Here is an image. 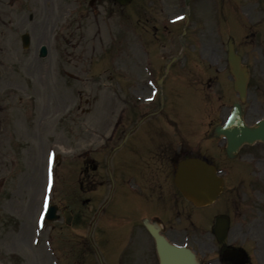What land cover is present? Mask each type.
<instances>
[{"label":"rangeland","instance_id":"obj_1","mask_svg":"<svg viewBox=\"0 0 264 264\" xmlns=\"http://www.w3.org/2000/svg\"><path fill=\"white\" fill-rule=\"evenodd\" d=\"M98 4L97 18L82 16L89 9L88 0H43L38 14L32 8L11 9L8 29L13 41L7 45L8 41L0 40V58L7 48L23 53L19 37L26 30L50 45V54L42 61L44 77L39 88L44 93L38 113L49 114L43 127L52 126L56 119V141L46 133L43 141L56 142V183L53 191L45 190L44 157L49 147L41 146L39 139L29 135L23 144L19 141L22 146L12 148L0 143V264H96L87 252V237L90 216L99 202H85L88 195L80 185L82 153L92 149L90 155L103 166L107 151L97 154L103 135L117 122L119 130L125 129L143 111L148 112L138 130L123 141L111 160L116 181L112 209L133 211L140 186L134 178H120L119 154L137 162L133 148L138 145L169 144L179 151L188 142L198 144L196 154L216 167L227 162L236 176L242 175L230 179L228 194L233 191L236 196L231 207L222 197L214 206L198 211H247L257 228L264 221V163L246 158L247 153L258 151L264 160V148L244 146L237 161L230 160L223 154L224 141L220 149L211 133L237 99L226 68L229 35L251 72L246 120L252 124L264 116V0H131L116 10L110 0ZM138 8L139 24L132 15ZM30 11L35 18L39 15L34 23L28 21ZM16 57L20 62L11 69L0 67V80L25 78L24 68L18 65L26 66L28 61L16 53L11 60ZM238 161H245L247 168ZM250 178L256 181L253 185L248 184ZM153 198L155 211H160V204L169 205L170 193L157 190ZM48 202L71 210L72 223L62 218L40 227L39 215ZM214 213L208 214L213 218ZM187 217L196 225L203 223L190 208ZM189 221L181 215L175 228L183 229ZM254 238L248 244L252 249L262 245H255ZM257 259L259 263L263 257Z\"/></svg>","mask_w":264,"mask_h":264},{"label":"flooded vegetation","instance_id":"obj_2","mask_svg":"<svg viewBox=\"0 0 264 264\" xmlns=\"http://www.w3.org/2000/svg\"><path fill=\"white\" fill-rule=\"evenodd\" d=\"M43 0H0V40H12L9 31V21L11 19L12 7H21L25 11L33 8L36 14L42 10ZM39 18L38 16L36 17ZM33 14L29 15L28 21L34 23ZM37 21V20H36ZM34 43L32 58L31 54H20L14 51L5 50L4 57L0 58V67L17 65L20 57L11 60L13 54L26 58L28 64L23 66L27 75L33 83L25 82V86H19L13 80H0V87L4 84V90L0 91V142L2 136L14 133L17 140H23L25 137L34 134L33 138L40 139L41 133L50 127H43L48 112L39 114L38 99L44 91L40 90L42 83V58L39 56L41 46L40 36L31 31ZM1 50V49H0ZM30 51V50H29ZM16 67V66H15ZM43 71V70H42ZM9 81L13 82L8 83ZM8 83V84H7ZM40 83V85H39ZM22 94H29L31 100L27 102ZM6 106V107H5ZM28 113V116H27ZM24 115L25 117H19ZM52 129L56 132V119L52 124ZM151 136V133H148ZM113 137L110 138L112 140ZM8 147H12L13 139L7 138ZM137 162L132 161L123 154L118 158L120 174L126 175L129 169L130 175H133L141 183L140 190L135 195L133 211H115L111 207L104 208L101 213L98 240L105 246L104 254L108 264H112L117 255V264H159V258L156 249V242L151 234L150 229H161V232L171 241L189 247L198 260V264H264V221L257 228L252 223L251 215L247 211H198V218L203 223L194 224L189 221L187 212L189 211V202L183 197L180 191L174 188L171 174L174 163L180 160V154L176 153L169 144H160L159 146H141L138 145L133 149ZM256 157L255 155H252ZM93 163V160H88ZM261 162L260 159H257ZM93 169L98 168L92 165ZM112 169V167H110ZM85 182L87 187L100 181L95 180V175L90 173V166L86 164ZM127 174V175H128ZM105 180V181H104ZM101 180V184L108 182L107 178ZM226 181V179H225ZM227 182V181H226ZM166 189L170 193V202L159 207L160 211H155L153 193ZM226 188L223 195L227 198L229 207L235 202L236 196L233 191L228 194ZM222 195V196H223ZM235 196V197H234ZM232 200V203H231ZM169 208V211H163ZM123 209V208H121ZM126 210V209H124ZM186 211V213H185ZM215 212L212 218L209 214ZM209 213V214H208ZM183 215L186 223L183 229L178 227L179 217ZM224 217L227 223L220 227L226 230L225 234L216 235L217 220ZM236 217V218H235ZM213 220L212 223L208 220ZM176 225V226H175ZM176 227V228H175ZM255 237V248L248 247L250 238ZM174 238V239H173ZM88 245L92 247V241ZM115 258L112 254L115 253ZM257 249V250H256ZM263 257L258 261V257Z\"/></svg>","mask_w":264,"mask_h":264},{"label":"water","instance_id":"obj_3","mask_svg":"<svg viewBox=\"0 0 264 264\" xmlns=\"http://www.w3.org/2000/svg\"><path fill=\"white\" fill-rule=\"evenodd\" d=\"M120 1L124 3L128 0ZM228 60L235 77V89L244 100L248 71L235 51L233 39L228 42ZM216 134L226 137L227 152L233 157L245 143L252 144L257 140L264 142V120L259 121L255 126L247 125L243 119L241 105L236 103L227 121L216 128ZM176 183L184 195L196 205L212 203L222 190V182L214 175L213 167L199 158L187 159L180 163ZM154 234L162 264H196L193 255L188 251L169 246V243L158 233Z\"/></svg>","mask_w":264,"mask_h":264}]
</instances>
